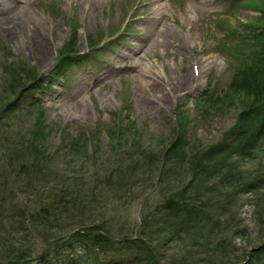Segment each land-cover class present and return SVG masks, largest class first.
<instances>
[{
    "label": "rangeland",
    "instance_id": "1",
    "mask_svg": "<svg viewBox=\"0 0 264 264\" xmlns=\"http://www.w3.org/2000/svg\"><path fill=\"white\" fill-rule=\"evenodd\" d=\"M24 2L0 0V264L17 247L46 255L95 221L113 239H143L153 259L137 249L141 264L264 263V95L238 82L255 60L264 69V0ZM157 3L176 43L152 28ZM61 47L72 56L58 60ZM207 58L215 62L202 67ZM140 62L166 85V105L130 69ZM34 69L42 84L21 85ZM186 72L193 77L176 88L173 76ZM53 188L66 195L51 214L60 221L47 212L30 229L23 214ZM183 195L199 218L163 209ZM124 250L107 251L136 264Z\"/></svg>",
    "mask_w": 264,
    "mask_h": 264
},
{
    "label": "trees",
    "instance_id": "2",
    "mask_svg": "<svg viewBox=\"0 0 264 264\" xmlns=\"http://www.w3.org/2000/svg\"><path fill=\"white\" fill-rule=\"evenodd\" d=\"M262 14L264 15V9L262 11ZM262 36H264V33L262 34ZM262 40L264 42V39ZM260 61L264 63V51L262 52V58L260 59ZM242 69L238 71L239 72L238 82L241 83L243 86H245L249 91L261 87L263 89V91H261V94L264 95V69L260 70L258 68V64L256 63V60L252 63V65L250 66L246 65V67L243 70ZM259 75L263 77L261 86H258ZM259 124L261 127H258L257 131L260 130L261 128H262L261 131L264 130V121H262ZM257 134L258 133L255 130H251L246 135H243L245 136V139H241V141H244L246 145V142L250 139L254 140ZM32 144H34L33 146V150H34L38 146V144L37 143H32ZM19 171L21 172L24 171V166L20 167ZM255 181L259 183L262 182L261 175H259V177L255 179ZM13 182H15L14 179ZM252 185H255V182ZM43 197H44L43 200H45L44 201L45 204L41 205L39 210L33 213H30L29 212L30 210L28 209L26 212L24 211L25 213L23 214L24 215L23 220L26 221V223L28 222L27 225H29L30 229H32L33 227L34 224L33 221L36 222L37 227H40V221L37 220V218L40 219V217L43 214H46L47 212H51L49 213L51 215L53 213L52 211L55 210V205L57 201L59 202L65 200L66 195L64 190L60 191L53 188L47 194L43 195ZM182 197L184 200H179V201L177 199L166 200L165 203L162 204L163 209H167L170 211L173 210L178 216L188 217L190 220H191V215H192V219L199 218L201 214L199 208L190 204V200H188V198L191 197L189 195H183ZM26 206L27 204L25 205V207ZM56 216H58L57 217L58 220L56 222H59L60 214L58 215L54 213L53 215H51V218H55ZM179 219L183 220L181 218ZM93 229H98L106 232L104 226L98 221H95L94 225H89V226L82 225L81 227L82 232L74 233V235L68 241L61 242L53 248L52 251L54 255L51 258L46 260H36L34 264H123V263H119L114 258L112 259L109 258L110 256L113 257L114 255L110 254L107 250L123 249V251H125L124 250L125 247H127V249L128 248L134 249L132 250V252L129 253L130 255L120 253L121 255H123V258L126 263L129 262L130 263L133 262L136 264L142 263L143 260L142 258L144 257H139L140 254L138 251H136L137 249L141 251L145 250L146 253L149 254L146 255V257H148L149 260L153 259L151 251L149 248L146 247V243L143 241V239L132 238V239H124L118 241L104 236L101 232H89V230H93ZM263 238H264V231H263ZM30 256H31L30 251L29 252L23 251V253H21L19 252V247H17L15 250L13 251L11 250L8 256H4L3 258L6 260H11V259L22 260ZM119 257L121 258V256ZM28 263L29 262L27 261L25 262L20 261V262H11L9 264H28Z\"/></svg>",
    "mask_w": 264,
    "mask_h": 264
},
{
    "label": "bare ground",
    "instance_id": "3",
    "mask_svg": "<svg viewBox=\"0 0 264 264\" xmlns=\"http://www.w3.org/2000/svg\"><path fill=\"white\" fill-rule=\"evenodd\" d=\"M159 7L163 8V7H165V5L159 4ZM160 8L157 9V13H161ZM154 24H156V28H157L156 33H159V37H158L159 41H160V37H162L163 41L167 39V40L171 41L172 43L177 42L178 35L176 37L175 36L171 37L169 35V32H171L172 29L166 22H163V21L158 19V20H156V22H154ZM158 40H155V41H158ZM40 42H43V41L39 40V43ZM150 47H148V46L146 47V49L147 48L148 49L147 50L145 49V52L143 54L144 56H146V53L149 52V49H151ZM128 59H130V60L134 59V61H135L134 57H130ZM139 59L140 58H138L136 60L139 61ZM207 60H209V59L207 58V59H204L202 61L203 62L202 67H206L208 65V63H211V62L214 63L215 62L214 60H210V61H207ZM140 63H141V66L138 65L139 67H137V64H134V63L133 64L130 63L129 67L132 71L136 70L139 75H142L143 79L145 81H148V83H150V85H149L150 88L153 85L157 89L156 90L157 95L154 96L153 94H151L150 99L153 101L154 100L159 101L160 103H157L159 105H166V102L169 101V100H167L166 94L163 93V89L166 85L164 86V84L160 81L158 72L154 71L153 66L146 64V62L145 63L140 62ZM137 68H139V69H137ZM192 77L193 76H192L191 72L190 73L186 72V73L180 74L179 76H175V78L173 76L176 88L184 89L188 85V82H189L190 78H192Z\"/></svg>",
    "mask_w": 264,
    "mask_h": 264
}]
</instances>
